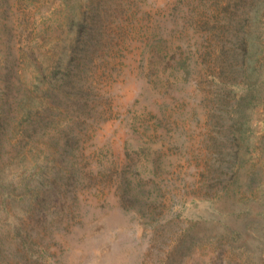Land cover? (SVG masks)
Here are the masks:
<instances>
[{"label": "rangeland", "instance_id": "rangeland-1", "mask_svg": "<svg viewBox=\"0 0 264 264\" xmlns=\"http://www.w3.org/2000/svg\"><path fill=\"white\" fill-rule=\"evenodd\" d=\"M0 264H264V0H0Z\"/></svg>", "mask_w": 264, "mask_h": 264}]
</instances>
